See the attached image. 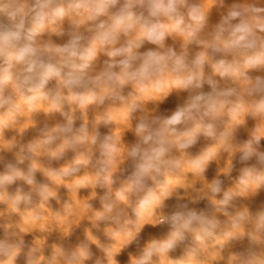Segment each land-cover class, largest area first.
Here are the masks:
<instances>
[{"label":"clouds","instance_id":"obj_1","mask_svg":"<svg viewBox=\"0 0 264 264\" xmlns=\"http://www.w3.org/2000/svg\"><path fill=\"white\" fill-rule=\"evenodd\" d=\"M262 142L264 0H0V264H264Z\"/></svg>","mask_w":264,"mask_h":264},{"label":"rangeland","instance_id":"obj_2","mask_svg":"<svg viewBox=\"0 0 264 264\" xmlns=\"http://www.w3.org/2000/svg\"><path fill=\"white\" fill-rule=\"evenodd\" d=\"M250 123H251V122H250ZM101 130H102V132H106V131H107L106 129H101ZM243 135H244V134L241 133V136H242V137H243ZM201 142H202V141H201ZM203 143H204V142H202L201 144H203ZM262 143H264V142H262ZM197 147H199V145H198ZM192 151H196V149H193ZM213 166H215V167H213ZM213 166L210 167V169L213 167V169H212L213 171H210V169H209L211 175H210L209 171H208V173L206 174L207 177L210 178V179H211V177L214 176V173L216 172V165L213 164ZM214 168H215V171H214ZM234 172H235V171H234ZM212 173H213V174H212ZM208 174H209V175H208ZM232 175H233V177H235V175H237V173L235 172V174L233 173ZM39 176H40V174H39ZM38 179H42V177L40 176ZM210 179H209V180H210ZM227 181H228V180H226V182H225L226 185H228V183H230V181H228V183H227ZM62 190H63V191H62ZM98 191H99V190H98ZM64 194H65V190H64V189H61V195L64 196ZM88 194H89V191L87 192L86 195H88ZM84 196H85V195H84ZM261 200H264V193H262L259 197H257V198L255 199V204H254V206H255V205H258V204L260 203ZM258 201H259V202H258ZM53 203H54V202H53ZM97 203H98V201H93L94 207H96L95 205H97V208H98V207H99V203H98V204H97ZM54 206H55V205H54ZM200 206H203V203H202ZM83 222H85V221H83ZM83 222H82V224H86V223H87V221H86V223H83ZM82 224L80 225L79 228H76V230L78 229L77 231L74 230V231H75V232H74L75 235L79 233V230H80V231L82 230V231L80 232V233L83 235L81 239L84 238L83 228L86 227V225H87V224H86V225H82ZM145 232H146V233L143 234L144 236L147 237L148 235H150V234H148L149 231H147V229H145ZM74 234H73V236L71 237V241H72L73 239L76 240V237H75ZM147 234H148V235H147ZM97 235H101V234H100V233H97ZM101 237H102V236H101ZM56 238H57V237H56V234H53V236L51 237L52 240H55ZM101 239H103V238H101ZM74 240H73L72 243H75V242H76V241H74ZM93 250H94V251H97V250L95 249V246H93ZM129 250H132V249H129ZM97 254H99V253H97ZM122 256H124V257L121 258ZM122 256L119 257V259H120L121 261H124V260L127 259V256H126V258H125V254L122 255Z\"/></svg>","mask_w":264,"mask_h":264},{"label":"bare ground","instance_id":"obj_3","mask_svg":"<svg viewBox=\"0 0 264 264\" xmlns=\"http://www.w3.org/2000/svg\"><path fill=\"white\" fill-rule=\"evenodd\" d=\"M101 131H102V130H101ZM102 133H103V132H102ZM31 135H32V133H29V135L26 136L25 139L30 138ZM202 142H204V141H202ZM202 142H201V143H202ZM212 166H213V165H212ZM213 167H215V166H213ZM213 167L210 169V171H213V170H212ZM237 167H239V165H237ZM210 171H209V173H210ZM214 171H215V168H214ZM233 173L235 174V172H233ZM233 173H232V174H233ZM212 174H213V173H212ZM208 175H209V174H208ZM210 175H211V173H210ZM214 175H215V173H214ZM235 176H236V175H235ZM39 177H40L39 174H37V179H38ZM211 178H212V177H211ZM209 179H210V178H209ZM225 182H226V180H225ZM227 183H228V181H227ZM228 184H229V183H228ZM225 186H227L226 183H225ZM62 191H63V190H62ZM88 191H89V190H81V193H80L81 196H84V195L87 196L86 194H87ZM99 191H100V190H99ZM62 196H63V195H62ZM261 201H262V200H261ZM258 202H259V201H258ZM98 203H99V202H98ZM98 203H97V204H98ZM53 204H54V203H53ZM95 206L97 207V205H95ZM201 207H202V206H201ZM83 223H86V221L83 222ZM81 224H82V223H81ZM86 224H87V223H86ZM86 224H82V225H86ZM86 226H87V225H86ZM83 229H84V228H83ZM146 229H147V231H149L148 234H150V235L159 231L158 229H151V228H146ZM77 230H78V229H77ZM77 230L75 229V231H77ZM75 231H74V232H75ZM81 231H82V230H81ZM81 231L79 230V233H78V234H76V235L74 234L75 237H76V240L73 239L74 241H77L78 239H81V238H82L83 235L80 233ZM144 233H146V232H144ZM148 234H147V235H148ZM101 236H102V235H101ZM101 238H103V237H101ZM145 238H146V236H145ZM27 239H30V237H28ZM73 240H72L71 242H73ZM132 250H133V249H132ZM123 257H124V256H122L121 258H123ZM125 258H126V254H125Z\"/></svg>","mask_w":264,"mask_h":264}]
</instances>
